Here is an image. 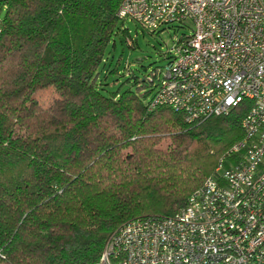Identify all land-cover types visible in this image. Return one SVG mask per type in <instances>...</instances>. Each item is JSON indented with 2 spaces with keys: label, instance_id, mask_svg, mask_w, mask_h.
Wrapping results in <instances>:
<instances>
[{
  "label": "trees",
  "instance_id": "trees-1",
  "mask_svg": "<svg viewBox=\"0 0 264 264\" xmlns=\"http://www.w3.org/2000/svg\"><path fill=\"white\" fill-rule=\"evenodd\" d=\"M120 2L1 0L0 264H99L124 223L180 212L244 135L249 100L191 123L151 109L161 68L109 89Z\"/></svg>",
  "mask_w": 264,
  "mask_h": 264
},
{
  "label": "built area",
  "instance_id": "built-area-1",
  "mask_svg": "<svg viewBox=\"0 0 264 264\" xmlns=\"http://www.w3.org/2000/svg\"><path fill=\"white\" fill-rule=\"evenodd\" d=\"M118 15L148 30L190 23L152 76L151 109L170 106L191 123L251 103L242 139L186 206L124 223L99 264H264V0H121Z\"/></svg>",
  "mask_w": 264,
  "mask_h": 264
},
{
  "label": "rangeland",
  "instance_id": "rangeland-1",
  "mask_svg": "<svg viewBox=\"0 0 264 264\" xmlns=\"http://www.w3.org/2000/svg\"><path fill=\"white\" fill-rule=\"evenodd\" d=\"M1 5V0H0ZM4 14V7H0V18ZM122 27L128 31L127 39L121 33L114 35L113 41L107 47L106 56L108 63L113 67L117 65L118 75H110L105 79L108 87L115 90L121 85L127 75V69L133 71L140 79L155 69L165 70L171 56L174 55V46L179 39L191 35L190 23H172L159 26L156 30H148L133 20L126 18ZM131 43V44H130ZM131 45V47H130ZM103 75V73H100ZM127 84L121 85L126 88ZM133 88V87H132ZM57 91L52 87L37 93V100L43 106H48L57 96ZM150 98V95L148 99ZM169 144L164 140L160 147L165 149Z\"/></svg>",
  "mask_w": 264,
  "mask_h": 264
}]
</instances>
